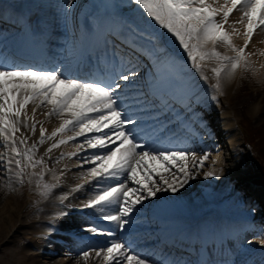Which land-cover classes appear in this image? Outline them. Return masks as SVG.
<instances>
[{"label":"snow or ice","instance_id":"1","mask_svg":"<svg viewBox=\"0 0 264 264\" xmlns=\"http://www.w3.org/2000/svg\"><path fill=\"white\" fill-rule=\"evenodd\" d=\"M53 7L56 26L71 34L63 59L19 64L0 48V147L4 148L0 169L9 187L34 177L40 194L47 197L62 185L45 182V174L53 170L44 157H36L39 147L52 141L45 152L52 159L54 149L75 142L77 150L61 152L55 162L65 158L81 161L77 168L83 182L69 192L88 188L93 195L73 210H89L95 219L84 223L80 231L107 238L82 251V257L87 260L95 252L106 264H164L135 250L128 239L133 217L158 193L180 192L209 160L208 151L197 157L173 130L181 112L191 111L198 102L189 75L195 74L206 84L200 62L215 60L216 83L210 87L218 92L222 76L231 79L241 67L248 70L245 49L257 30L264 29V0H224L223 4L219 0H128L127 12L121 11L119 3H102L86 5L78 15L72 11L76 0H59ZM237 10L242 16L229 32L225 25ZM15 23L32 39L46 31L44 21L33 20L24 11L16 13ZM235 24L244 26L243 48L233 44V35L241 34ZM171 42L180 49L183 65L177 62ZM220 43L236 54L218 51L215 46ZM81 63L87 64L86 76L79 74ZM41 108L48 109V118H60L50 134L35 119ZM21 127L32 135L39 128L38 141L29 145L26 136L18 137ZM37 167L42 170L35 171ZM70 170L65 166L64 171ZM203 175L219 178L215 171ZM68 198L66 193L61 195L62 207H72L64 204ZM69 215L68 211L57 214ZM254 216L252 209L249 227Z\"/></svg>","mask_w":264,"mask_h":264},{"label":"bare ground","instance_id":"2","mask_svg":"<svg viewBox=\"0 0 264 264\" xmlns=\"http://www.w3.org/2000/svg\"><path fill=\"white\" fill-rule=\"evenodd\" d=\"M58 2L59 0H0V7L4 11L3 16H0V48H4L14 55L17 54L19 57L45 56V59L39 58V61L43 63L51 61L54 56H51V52L48 51L49 45L45 40L47 31L35 39L29 38L15 23V16L18 11H24L33 20L39 17L45 22L42 29L46 30L58 24L56 11L53 15L50 11V8ZM223 2L224 0H219L220 4ZM102 3H119L121 11L124 12H127L129 7H136L135 5L125 7L128 5V0H76V7L72 11L78 15L84 6ZM44 12L51 13L52 16L47 15L44 18ZM241 16L242 11H235L229 17L225 28L231 32L234 22L238 21ZM52 17L55 20L53 25L50 24ZM235 27L241 34L233 35V44L237 48H243L245 46V37L242 35L244 26L235 24ZM56 32H62L64 36L71 37L70 30L66 31L62 26H56L54 33ZM209 46L211 47V45ZM225 47L219 48L221 53L228 56L236 54L232 48L227 45ZM171 50L175 54L177 62L183 65L185 60L181 58L180 49L175 42H171ZM245 51L248 54L251 67L248 72L251 74L252 81L258 83L257 86L253 84L243 86L239 76L242 67L231 79L221 77V88L218 92H213L210 87L216 83L215 75L208 76L212 69L211 66H203V74L208 78L206 84L199 80L195 74L189 75V79L192 80L195 91L198 93V102L192 105L191 111L181 112L180 126L176 134L192 146L197 157L202 156L203 150H206L210 153V158L205 162V166L195 173V178L185 185L186 187L191 183L194 184L192 181L195 180L197 188H189V192H184L183 188L176 194L158 193V198L154 201L150 199V202H145L143 208L148 212L145 214L143 212L146 215V224L143 222H140L139 225L134 224L133 231L128 234L131 235L130 239L135 248H139L138 245L143 243H153V246H150L153 247L150 251L156 253L158 249L160 251L164 248L161 251L162 256L165 258L170 256L174 261L187 264H200L201 261H211V264H226L227 262L233 264L234 261L236 264H264V200L260 198L256 187L248 178L250 172L246 169L247 167H244V165H248L245 164L242 149H240V131L243 129L240 128L239 131L236 128V124L243 119V113L251 117L253 121L259 120L260 116L264 115V29L257 30ZM53 52L57 53L58 49H53ZM56 57L57 55L55 59ZM15 62H19V64L34 63L28 60ZM87 70L88 68L79 65L80 72H87ZM244 88L248 89L244 92L239 90ZM213 95L217 96L216 100L211 98ZM177 107L179 110V106ZM32 108V105L28 108L29 116L32 115ZM47 111V108L38 109L35 119L42 121L43 126L50 134L59 126L60 118L55 116L48 118L45 115ZM71 134L67 133V135ZM17 135L18 137L26 136L28 144L31 145L39 139V128H37L36 134L32 135L30 130L21 127ZM51 143L52 141H48L41 145L36 157H44L47 167L53 170L45 174L48 183H58L62 186L57 187L47 197L41 196L39 202L30 196L29 199L26 198L27 203L23 208L26 210L30 205L33 208V211L26 215L18 211L21 206L19 196L24 191L25 184L13 183L9 187L3 175V169H0V174L4 178L2 187H0V198L3 201V205L0 206V236H3V241L5 240L8 244L5 245L7 264H70L73 258H77L78 262L84 260L82 262H86V264H93L94 262L91 263V261L101 259L95 256V252H92L87 260L79 255L86 247L101 244L107 239L80 231V227L84 223L95 219L89 210L82 212L73 210L79 208L88 196L93 195L88 188L69 192L70 188L83 182L80 178L81 170L77 168L81 161L76 158H65L58 163L55 162V158L61 152H74L77 150V145L75 142L62 145L59 149L52 151V159H49L45 152ZM218 145H222L221 148L226 152L223 157L226 161H224V165L220 160L221 155L212 153V150L222 152L221 149L218 150ZM2 152H4V148L0 147V153ZM65 166L71 170L64 171ZM86 168L87 166H85V171ZM41 170L40 167L39 171ZM62 171H64V175L61 176ZM203 171H215L219 178H205L202 174ZM244 178L248 180L240 181ZM235 180L240 181L239 186L238 182L234 183ZM246 183L250 185L248 186ZM234 186L238 187L234 189ZM246 191L248 197L244 196ZM27 193L31 194L32 190L29 189ZM65 193L69 198L64 201V204L71 205V208L62 207L60 204V197ZM255 196L260 200L258 199L259 202L252 205ZM187 205L191 210H188ZM252 209L255 210V216L249 227L247 218ZM64 211L70 212V215L57 216L58 213ZM189 213H194L193 216L196 215L195 213H199L200 217H191ZM189 219L194 220L193 224L189 223ZM242 228L247 230L240 231ZM182 231L187 233L182 234ZM144 235L151 236V238L148 241L142 239ZM250 235H255L256 238L246 244L244 248L239 249L230 259L229 254L235 243L237 242L236 247L240 248L239 240ZM58 254L65 255L67 258L54 256ZM170 257L169 259H171ZM44 258L45 261L42 262L41 259ZM101 264H106V262L102 259Z\"/></svg>","mask_w":264,"mask_h":264},{"label":"rangeland","instance_id":"3","mask_svg":"<svg viewBox=\"0 0 264 264\" xmlns=\"http://www.w3.org/2000/svg\"><path fill=\"white\" fill-rule=\"evenodd\" d=\"M3 1H5V0H3ZM215 47H217L218 51H221V50H219V48L220 47H225V44L220 43V44H217ZM200 63L203 66L209 65V66L212 67V69H214L215 66H217V62L215 60L205 59L204 61H202ZM212 69H210V73L208 75L209 77H211V75L212 76L214 75L213 72H212ZM249 69L245 70L242 67L240 75H239L240 78H241L240 80L242 81L243 86H251V84L257 86L258 83L253 82L252 79H251V76H250L251 74H249V72H250ZM247 89L248 88L239 89V90H241V92H244ZM242 117H243L244 120L242 119L241 121H239V123L236 124V128H238L239 131H240V128L243 129V130L240 131V144H241L240 145V149H242V157H243V159L245 161V164L248 165V166L244 165V167H247L246 169L249 170L250 173H249V177L248 178L251 180L250 182H252V184H254V186L256 187L257 193L264 200V115L260 116V119L259 120L257 119L255 121H253L251 119V117H249L245 113L242 114ZM221 147H222V145H218V150L221 149L222 152L220 150L219 151L212 150V153L221 155L220 160L222 161V164L224 165V163L226 161H225V159L223 157H224V154H226V152ZM216 149H217V147H216ZM39 169H40V167H37L35 171L38 172ZM28 171H31V169H29ZM203 172H202V174H203ZM197 178L199 179V177H197ZM253 178H254L255 181L253 180ZM2 179H4V178L0 174V187H2L1 184L4 182V181H2ZM246 179L247 178H244V180L241 179L240 181H245L246 182L248 180V179L247 180ZM44 180H45V182H48L47 176L44 177ZM240 181L239 180L238 181L235 180L234 183L236 184L238 182L237 185L239 186V184H240L239 182ZM192 182H194V184L191 183L188 186L184 187V189H183L184 192H186V191L189 192V190H188L189 188H194V187L197 186V183H195V180H193ZM24 184H25L26 187H25L24 191L22 192V194H20V196H19V200H21L20 201V205L21 206L19 207L20 210H18V211L20 213H23V214L26 215L27 213L33 211L32 205L28 206V209H26V210L23 208L25 206V204L27 203L26 200L29 199L28 197L30 196L32 198H36V201L39 202V200L42 198L41 197L42 195L40 194V190L37 188L36 179L34 177L32 178L31 182H25ZM246 184L248 185V183H246ZM247 185H246V187H247ZM238 186H234V189L236 187H238ZM29 189L32 190L31 194L27 193ZM244 196H247V191L244 193ZM256 197L257 196H255L253 198V204L252 205H255V204H257L259 202V200L256 199ZM23 198H24V200H23ZM157 198H158V195H157ZM154 199H156V198H153L152 201H154ZM146 202H150V200H148ZM2 205H3V201L0 198V206H2ZM186 207H188V210H191L189 205H187ZM21 210H23V211L21 212ZM143 212L145 214L147 212V210H144V208L142 207L136 213L137 216L135 214V218H133L135 220V224L139 225L140 222H143V223L146 224V217H145L146 215H144ZM16 214H17V212H16ZM16 214H15V216H16ZM189 214L192 217L194 213H189ZM195 214L196 215L193 216V217H200L199 213H195ZM192 220H191V224L194 222V220L193 221ZM182 232L185 233L184 231H182ZM151 235H153V234H151ZM0 237H1V239H0V264H7L8 259H7V256L5 255V250H6L5 249V245L7 246L8 244H7V242H5V240L3 241V239H2L3 236H0ZM243 238L241 240H239L240 243H238V245L240 244L241 247L240 248L236 247L234 252L232 251L233 253H232L231 256H234L235 253H237V251L239 249L244 248V246L246 244H248L245 241H251V240L255 239L256 237H255V235H250L249 237L246 236V237H243ZM3 242H5V243H3ZM88 249H89L88 247L85 248V250H88ZM82 251H84V249ZM60 255L61 254L54 255V256L57 257V258H67V256H65V255H61V256ZM79 255L81 256V254H79ZM76 259L73 258L74 261L72 260V262L70 264H86V262H82L84 260H80L81 262H78V260H76ZM41 261L42 262L45 261V258L41 259ZM99 261H100V264H101L102 258L99 259V260H96V261H91V263L94 262L93 264H99ZM12 264H16V263H12Z\"/></svg>","mask_w":264,"mask_h":264}]
</instances>
